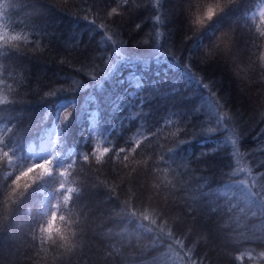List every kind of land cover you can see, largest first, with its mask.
Instances as JSON below:
<instances>
[{
    "label": "trees",
    "instance_id": "1",
    "mask_svg": "<svg viewBox=\"0 0 264 264\" xmlns=\"http://www.w3.org/2000/svg\"><path fill=\"white\" fill-rule=\"evenodd\" d=\"M121 2L0 0V37L22 38L0 46V93L11 100L0 105V139L14 169L31 163L26 142L72 106L42 159L53 176L0 221V264H35L29 234L45 197L53 203L69 186L79 190L69 201L76 247L49 248L45 264H264V71L250 66L264 0H237L190 39L188 0H163L159 44L137 43L155 27L147 0L105 18ZM101 22L127 43L107 40ZM223 33L229 47L204 57ZM98 140L108 149L101 164Z\"/></svg>",
    "mask_w": 264,
    "mask_h": 264
},
{
    "label": "clouds",
    "instance_id": "2",
    "mask_svg": "<svg viewBox=\"0 0 264 264\" xmlns=\"http://www.w3.org/2000/svg\"><path fill=\"white\" fill-rule=\"evenodd\" d=\"M216 0H188L185 5L184 15H185V25L189 31V36L186 39L192 38V36L200 34L205 27L217 16L224 13L232 4L236 3L237 0H220V6L216 7L214 15L208 21L203 24L195 23V16L198 12H202L204 8L209 3H215ZM124 13L121 12V15ZM105 18L111 20L113 17L110 14V10L106 12ZM230 37L226 34H220L211 47H206L203 50V55L207 59H213L215 55L224 49L229 47ZM135 46V45H134ZM264 56V35H261L254 29V38L251 42V64L255 65L258 69L264 71V59L261 57ZM8 97V96H7ZM11 100L0 98V105L10 103ZM85 162H88V159L85 158ZM15 161L12 158L9 161L8 158L0 159V210H3V214L0 215V221H6L9 219L10 214L12 213L14 207L19 204V202L25 197L28 191L32 188L34 184L42 180L45 177L38 178L33 183H30L28 187L22 188L21 191L17 194L14 201L9 199L10 193L13 191L16 185V177L21 175L24 171L32 166V163L27 165H21L19 168H13ZM14 169V170H13ZM61 182L54 187V191L59 193V185L63 183V178ZM50 176H53L50 175ZM49 177V176H47ZM79 190L75 188L74 192ZM70 198L65 202L64 196L60 195L53 203L48 207L40 210V213L37 217V221L33 226L32 231L30 232V238L36 244V261L35 264H45V257L49 255V248L56 250H68L71 251L76 247V237L79 235L78 228V219L76 214L70 209L69 206ZM58 205V206H56ZM55 213L57 216L56 225L62 229L64 234L68 237L71 242V247H66L64 242L53 232L52 239L45 240L43 239L42 228L47 226L49 217ZM64 217L63 220L59 219Z\"/></svg>",
    "mask_w": 264,
    "mask_h": 264
},
{
    "label": "snow or ice",
    "instance_id": "3",
    "mask_svg": "<svg viewBox=\"0 0 264 264\" xmlns=\"http://www.w3.org/2000/svg\"><path fill=\"white\" fill-rule=\"evenodd\" d=\"M133 3L135 4V0H133ZM128 4V0H122V2L118 6H112L108 9L110 10V14L112 17H119L121 16V8L126 7ZM150 6L152 9L155 11V15L152 16V22L155 27L153 28L152 31L145 33L141 39L137 42L138 44H148L150 41H154L156 44H159L160 40L162 37L165 36V32L161 30V26L164 24V19H163V0H147V3L144 6ZM136 7H140V5L135 4ZM220 6V0H216L215 3H209L202 12H198L195 16V23L196 24H203L204 22L208 21L211 19V17L215 13L216 7ZM260 19L258 24L256 25V30L259 32L261 35H264V9H261L259 13ZM99 27L105 30V36L107 40L112 41L114 45H119V47H123L127 41L126 40H121L119 39L117 33L115 32V29L113 27H110L109 25L105 24L104 22H101L99 24ZM141 25L137 24L134 27L135 31H138L140 29ZM111 33V34H109ZM115 34V38H114ZM22 38L19 36H11V37H0V46L3 45H14V42L21 40ZM25 43H27V40H25ZM117 57L121 58V53L117 51ZM261 59H264V56L261 57ZM111 66V64H110ZM109 66V68H110ZM188 65H186L187 67ZM108 68V69H109ZM196 79L198 77L196 74H194ZM95 79V77H93ZM81 87H86L85 85H81ZM204 87H207V85H204ZM136 88L137 90L140 89L139 82H136ZM46 95L51 96L54 95V93L49 92L46 93ZM130 95L135 96V93H131ZM0 98L7 100L8 97L6 95H3L0 93ZM144 103L143 98L141 99V104ZM7 104V103H6ZM4 105V104H3ZM222 108L223 105H220ZM72 106L64 108L58 115V118L56 120V125H55V130L51 134V142L55 143L56 140L60 136V130L62 127L70 120L72 116ZM141 113L140 112H135L132 114L131 118H135L136 116H139ZM92 119H95V113H92ZM229 119V113L227 111L219 113V118L216 119V123L218 125H223L226 120ZM168 122V121H167ZM209 132L214 131L213 128L208 129ZM93 133L97 134L95 131ZM175 134V133H174ZM56 137L57 139H53V137ZM229 139L231 140L232 144V150H233V155H237L239 150L237 148V143H238V137L236 130L234 128L229 129ZM5 139H0V159L3 158H8L9 161L12 160V157L10 155V150L6 149L5 147ZM225 144L228 143V140L226 139L224 141ZM108 149L107 148H102L101 143L98 140L97 143L94 146V159L96 164H101L107 155ZM204 155H207V153H204ZM89 157H84V159ZM14 170V169H13ZM53 174V169L51 167V158L47 160H42L39 163H32V166L28 168L26 171H24L21 175L16 177V185L13 191L10 193L9 199L14 201L17 194L21 191L22 188L28 187L30 183H33L36 181L38 178L41 177H47ZM59 175L61 177H64L66 179L67 173L65 171H60ZM65 189V184L61 183L59 185V190L63 191ZM75 190L74 187H67L66 194L64 195V201L66 202L70 198V194L73 193ZM58 206V205H56ZM3 214V210H0V215ZM59 219L63 220L64 217H60ZM56 220L57 216L55 213L52 214L51 217L48 219V224L44 228H42V233H43V239L45 240H50L52 239L53 232L64 242L66 247H71V242L68 239V237L64 234L62 229L56 225Z\"/></svg>",
    "mask_w": 264,
    "mask_h": 264
},
{
    "label": "rangeland",
    "instance_id": "4",
    "mask_svg": "<svg viewBox=\"0 0 264 264\" xmlns=\"http://www.w3.org/2000/svg\"><path fill=\"white\" fill-rule=\"evenodd\" d=\"M49 130H51V128H50ZM49 132H50V131H49ZM39 143H40L41 146L43 147L42 150H41L42 153H35V157H36V156H37V157H42V156L44 155V151H45V148H46V145H45V144H47V136L45 135ZM35 157H34V158H35ZM44 203H45L46 206H48L49 199H47V196H46V198H45V200H44Z\"/></svg>",
    "mask_w": 264,
    "mask_h": 264
}]
</instances>
